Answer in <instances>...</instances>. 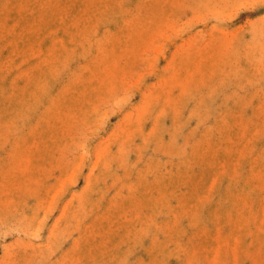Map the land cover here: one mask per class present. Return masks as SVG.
I'll return each mask as SVG.
<instances>
[{"label": "rangeland", "instance_id": "374dc122", "mask_svg": "<svg viewBox=\"0 0 264 264\" xmlns=\"http://www.w3.org/2000/svg\"><path fill=\"white\" fill-rule=\"evenodd\" d=\"M0 264H264V0H0Z\"/></svg>", "mask_w": 264, "mask_h": 264}]
</instances>
